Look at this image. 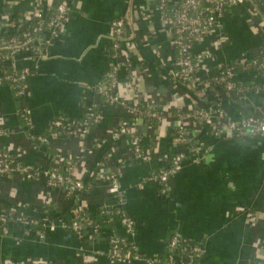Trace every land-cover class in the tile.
<instances>
[{
	"label": "crops",
	"instance_id": "obj_1",
	"mask_svg": "<svg viewBox=\"0 0 264 264\" xmlns=\"http://www.w3.org/2000/svg\"><path fill=\"white\" fill-rule=\"evenodd\" d=\"M14 1L0 0L2 41L12 33L13 18L32 13L37 0ZM56 3L43 0L42 7L51 13ZM71 4L70 20L59 26L46 49L16 55L18 69H31L25 95L17 99L8 83H0V126L6 130L0 146L20 163L43 171L75 158L73 176L86 187L68 199L64 189H51L44 178L0 177V211L21 214L35 224L9 223L10 233L0 234V264H144L111 260V235L130 243L141 257H162L170 264H178L167 258L174 252L170 248L174 237L201 248L197 264H264V140L216 138L209 128L193 125L188 138L195 140L197 154L205 156L186 161L164 193L160 183L148 178L169 166L178 151L187 150V142L175 140L180 121L165 117L158 125L132 126L128 135L116 138L113 132L125 113L97 92L105 74L117 67V91L126 104H143L164 115L192 111L197 105L214 112L216 96H222L220 102L233 119L259 117L264 113L263 74H237L238 84L256 87L243 100L225 97L221 87L207 89L199 98L174 77L172 24L153 0H72ZM255 7V17L246 6L234 7L222 16L220 28L200 40L194 50L202 59L199 79H208L222 65L261 55L264 0ZM120 19L125 23L115 49L113 23ZM93 105L102 120L88 135L49 134L56 119L80 121ZM19 109L30 111L31 129L21 121ZM40 137L46 142L37 144ZM135 139L153 147L152 160L137 157ZM54 157L62 162L56 163ZM109 172L118 175L124 213L133 221L134 231L129 234L125 219L118 215L121 220L101 234L94 235L87 227L82 236L70 229L79 215L90 222L97 215L117 214L119 202L110 194Z\"/></svg>",
	"mask_w": 264,
	"mask_h": 264
},
{
	"label": "built area",
	"instance_id": "obj_2",
	"mask_svg": "<svg viewBox=\"0 0 264 264\" xmlns=\"http://www.w3.org/2000/svg\"><path fill=\"white\" fill-rule=\"evenodd\" d=\"M10 1V0H9ZM18 1V0H17ZM157 5L159 11L163 14L164 18L172 24V33L174 35L173 47L178 48V57H176L174 62V77L180 81L187 89L194 90L199 95V98L206 95L207 89L214 90L213 85H219L221 87L225 97L234 100H243L246 98L247 90L240 87L235 80L237 72H251L260 71L264 76V58L259 61L258 59L243 60L230 65H222L216 68L215 72L208 79H199L197 76L200 69L199 64L202 60L199 56L194 54V50L198 43L207 33L214 28L221 27V18L224 15V11L228 12L234 7L246 6L247 11L250 16H256L257 11L255 3L258 0H153ZM180 1V2H179ZM16 0L14 1V3ZM42 0L35 1V9L32 13H27V15L21 18L23 22V36L20 39L13 38L12 43V56L8 57L9 63L2 64L0 69V83H5L11 79L9 75V69L7 66L10 64L15 70H18L15 64V57L23 50H29L34 54L42 52L41 44L48 46L51 39L56 35L57 30L60 25L68 22L71 18L72 13V0H59L55 4L52 14L44 11L42 7ZM181 4L180 7L168 10L167 6L172 4ZM178 3V4H179ZM202 4H209L212 9L202 8ZM201 11L204 16L200 14H194V12ZM33 20H37L39 23L46 22L48 34L41 35L34 39L32 34L28 32V27H24L28 24L30 25ZM125 19L116 20L113 23L114 29V44L115 49L119 46L120 38L123 34ZM15 26H11V30H14ZM38 28L34 30L37 33ZM117 67H112L109 72H107L103 78V81L98 86L97 92L99 95L105 97V101L110 104H116L125 113L126 119L119 121L116 126L113 136L114 137H125L130 133L131 127L142 126L145 123L142 117V109H152L147 108L143 104H133L129 105L124 103L119 96L117 91L118 81L116 78ZM21 72L17 74V81L19 83L18 87L20 89L19 95L22 98L26 93V84L28 77L31 74V69L29 67H24L20 70ZM218 95V94H215ZM216 108L214 112L208 111L200 105L194 107L192 111H175L168 113L167 115H162L159 117L157 113H151V116L158 118L162 121L165 117H174L173 114H177L176 118L180 121V125L176 129L177 137L176 141L178 143L184 141L186 138L185 126L187 122L193 123V125H203L209 128L210 133L216 138L228 139L238 136H246L249 138H260L264 140V113L259 116L243 115L240 119H233L228 115L226 110L223 108L220 99L222 96H216ZM264 106V101H263ZM93 108H97L96 105L88 110L89 118L82 123L71 122L65 119H56L52 122V128H61L64 131H69V133H75L76 131L79 135H88L91 130L89 124L100 123L102 120V115L93 111ZM21 116L25 121V124L31 129L32 123L30 119V111L22 110ZM6 134L5 130L0 126V137ZM37 142H46L45 138H38ZM140 140L135 139L133 141V151L139 159L142 161L152 160L154 150H149L144 152L140 146ZM197 150V149H196ZM195 149H188L178 151L175 155L171 157L169 166L165 168L158 169L153 172L148 180L156 181L162 185V191L165 193L166 185L169 179L178 173L184 166L186 161L191 159L189 155L192 154L195 161H200L205 155H198ZM56 163L62 162L59 157L53 158ZM14 158L12 155L0 146V177H10L12 175L18 174L29 180H38L44 178L49 186L54 188H62L65 191L66 196L75 194L82 188V181L76 179L73 176L74 166L77 164L75 158H69L64 160L62 166H53L47 170H40L39 168L33 167L31 165H20L14 166ZM67 170L69 177L62 175L61 171ZM110 180L112 181V186L110 188V194H113L118 199V209L117 214L125 219L126 231L131 234L134 231V223L129 218L126 217L124 213V204L122 202V195L120 193V187L118 183V175L114 172H109ZM76 181H75V180ZM9 215L11 220L4 221V217ZM85 215H79V219L75 220L70 226L73 231H81L84 228H91L94 235H99V227H92V222L84 221ZM11 221L16 223H22L26 226H32L34 220H29L21 214L0 211V226L1 234L8 235L10 233V227L8 226ZM35 225V224H34ZM38 236L42 237L43 232L38 231ZM110 242V259L118 262L127 261H142L144 264H170V262L164 261L162 257H141L136 252L128 250V244L122 240L117 235H111L109 237ZM170 248L174 251L181 249L193 264V260H198L203 254L200 247L197 245H183L178 237L170 243ZM178 264H186L184 262Z\"/></svg>",
	"mask_w": 264,
	"mask_h": 264
},
{
	"label": "trees",
	"instance_id": "obj_3",
	"mask_svg": "<svg viewBox=\"0 0 264 264\" xmlns=\"http://www.w3.org/2000/svg\"><path fill=\"white\" fill-rule=\"evenodd\" d=\"M43 1V0H42ZM59 2V0H57V3ZM180 2V1H179ZM179 2H177V4L175 5V4H172V5H168L167 6V8H168V10L170 11V9H174V8H178V7H180L181 6V4L179 3ZM179 3V4H178ZM201 7L202 8H207V9H212V7L209 5V4H202L201 5ZM224 14L226 13L225 11L223 12ZM52 14V12L50 13V15ZM194 14H200V15H202V16H204V14H202V12L201 11H197V12H194ZM11 24L12 25H14L15 26V29L14 30H12V33H10V34H8L7 35V37H5V39L2 41L1 40V38H0V69H2V67H1V65L2 64H7V63H9V59L8 60H6L8 57H10V56H12V43H11V40L13 39V38H16V39H20V38H22V36H23V33H24V31H23V29H22V27H23V22L21 21V18H13V21L11 22ZM28 27V32H30L31 34H32V36L34 37V39L35 38H37V37H40L41 35H43V33L44 34H48V28H47V25H46V22H43V23H39L37 20H33L32 22H31V24L30 25H26L24 28L26 29ZM36 28H38V31H37V33L35 32L34 33V30L36 29ZM46 45L44 44V42H43V44H41V49H46ZM174 49H175V52H176V57H178V48L177 47H175L174 46ZM264 58V48L261 50V55L258 57V58H256V59H258L259 61H261L262 59ZM7 68L9 69V75H11V79L10 80H8L6 83H8L10 86H11V88H12V90H13V93H14V95L16 96V98L17 99H20L21 97H20V95H19V91H20V89H19V87H18V85H19V83H18V81L16 80L17 79V74H19L21 71V69H18V70H15V69H13L12 67H11V65L9 64L8 66H7ZM240 71H238L237 73H239ZM240 87H242L244 90H247L246 92L248 93V92H250L251 90H254V89H256V87H254L253 85H251V84H238ZM218 86L219 85H213V87L212 88H218ZM104 101L106 100L105 99V97H103L102 95H99ZM94 106V105H93ZM92 106V107H93ZM91 108V107H90ZM89 108V109H90ZM88 109V110H89ZM94 110L93 111H95L96 113H98V114H100L101 115V112H100V110L98 109V108H93ZM141 112H142V117L144 118V120H145V123L147 124V125H158L159 123H161V121H159V119L158 118H154V117H152L151 116V113H157L158 115H159V117H161L162 115H163V111H161V110H154V109H142L141 110ZM181 112H183V111H181ZM18 115H19V117L21 118V121L24 123V125L27 127V128H29L26 124H25V121L23 120V118H22V116H21V109H19L18 110ZM174 115V118H176V116H177V114H173ZM249 115V114H248ZM89 118V114H87V115H85L84 116V118H82L80 121H77L78 123H82L83 121H85V120H87ZM123 119H126V116H124L123 118L121 117L120 118V121L121 120H123ZM90 122V124H89V127H90V130H92L94 127H96V126H98V123H93V122H91V121H89ZM101 122V121H100ZM186 124V126H185V131H186V133H185V135H186V138H187V136L189 135V133L192 131V129L194 128V126H193V123H191V122H187V123H185ZM55 131H59V132H63V133H69L71 130H67V131H64V130H62L61 128L59 129V128H51V132H49V134H52L53 132H55ZM48 134V135H49ZM47 135V136H48ZM46 136V135H45ZM176 137H177V133L175 132V139H176ZM43 138H45V137H43ZM185 140H188V141H186L187 142V144L184 142V141H182V142H180V144H183V143H185L184 145H187L188 146V149H197L196 148V143H195V140H190V138H187V139H185ZM139 146H140V148L144 151V152H147V151H151V150H153V147H151L150 145H142L141 143L139 144ZM182 150V149H181ZM185 150V149H184ZM175 155V154H174ZM13 158H14V160H15V162H14V166L15 167H17V166H20V165H28V164H22V163H20L19 162V160L18 159H16V157H14V156H12ZM189 157L190 158H193V156H192V154L191 155H189ZM61 173H62V175H64L65 177H69V173H68V171L67 170H62L61 171ZM4 177H6V176H4ZM75 180V179H74ZM76 181V180H75ZM45 182H46V184H47V181L45 180ZM48 185V184H47ZM49 186V185H48ZM51 189H55L54 187H52V186H49ZM85 185L82 183V188L79 190V192H83V190H85ZM67 195V194H66ZM73 196H74V194L72 193L71 195H69V196H66L68 199H72L73 198ZM71 202H73V200H71ZM76 202V201H75ZM75 209L78 207L77 206V202L75 203ZM73 207V206H72ZM120 216V215H119ZM118 216V214H116V213H114V215H112V217H103V216H100V215H97L96 216V218H94L91 222H92V227L94 228V227H96L97 225H98V227H99V233L98 234H101V232H102V230L104 229V228H109V227H112L113 226V224H114V222L115 221H119V220H121V217H119ZM3 219H5L4 221H7L6 222V224L5 225H7L8 224V221H10L11 220V217L9 216V215H7L6 217H4ZM72 225V223H70V226ZM11 226V225H10ZM1 227L2 226H0V234H1ZM76 232H78V231H76ZM79 232H81L80 234L83 236V235H85V232H86V228H84V229H82L81 231H79ZM183 245H185V243H183V242H181ZM127 249L128 250H131L132 252H134L135 253V250H134V248H133V246L129 243L128 244V247H127ZM168 259H172L174 262H177V263H182V262H184V263H186V264H190L191 263V261H190V259L188 258V257H186V254L181 250V249H179V250H177V251H174L173 253H170L169 255H168V257H167ZM193 262V264H197V260L195 259V260H193L192 261Z\"/></svg>",
	"mask_w": 264,
	"mask_h": 264
},
{
	"label": "rangeland",
	"instance_id": "obj_4",
	"mask_svg": "<svg viewBox=\"0 0 264 264\" xmlns=\"http://www.w3.org/2000/svg\"><path fill=\"white\" fill-rule=\"evenodd\" d=\"M2 127V126H1ZM5 130V129H4ZM5 132H6V130H5ZM40 142H37V144H39Z\"/></svg>",
	"mask_w": 264,
	"mask_h": 264
}]
</instances>
